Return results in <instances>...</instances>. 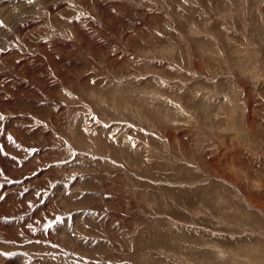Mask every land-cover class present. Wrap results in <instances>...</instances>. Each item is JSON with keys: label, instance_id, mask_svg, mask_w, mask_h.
<instances>
[{"label": "rangeland", "instance_id": "obj_1", "mask_svg": "<svg viewBox=\"0 0 264 264\" xmlns=\"http://www.w3.org/2000/svg\"><path fill=\"white\" fill-rule=\"evenodd\" d=\"M0 264H264V0H0Z\"/></svg>", "mask_w": 264, "mask_h": 264}]
</instances>
